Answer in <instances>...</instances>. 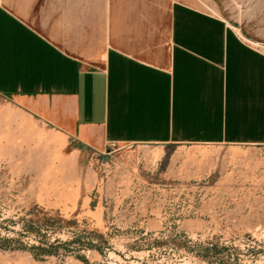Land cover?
Here are the masks:
<instances>
[{"label": "crops", "instance_id": "obj_1", "mask_svg": "<svg viewBox=\"0 0 264 264\" xmlns=\"http://www.w3.org/2000/svg\"><path fill=\"white\" fill-rule=\"evenodd\" d=\"M236 29L176 0H0V96L78 150L264 145V51Z\"/></svg>", "mask_w": 264, "mask_h": 264}, {"label": "rangeland", "instance_id": "obj_2", "mask_svg": "<svg viewBox=\"0 0 264 264\" xmlns=\"http://www.w3.org/2000/svg\"><path fill=\"white\" fill-rule=\"evenodd\" d=\"M176 1L264 51V0ZM77 147L0 96V264H264V145Z\"/></svg>", "mask_w": 264, "mask_h": 264}, {"label": "trees", "instance_id": "obj_3", "mask_svg": "<svg viewBox=\"0 0 264 264\" xmlns=\"http://www.w3.org/2000/svg\"><path fill=\"white\" fill-rule=\"evenodd\" d=\"M21 221L23 222V224H21V232L19 233V235H32L33 237H37V239H40L42 237H44V241H46V239H48V236L47 233H52V232H55V230H57V225L59 222H61L62 220L59 218V217H56V218H52V217H49V218H45L44 221H45V227L46 229H49V231H46V234H42L41 231L39 230L40 226H38V224H36L35 222L31 221V220H26V222H24L25 220L21 219ZM13 239H9V238H3V241H11ZM39 240V241H40ZM42 241V242H44ZM55 242H58L59 240L58 239H55L54 240ZM74 240H70L69 242H73ZM68 242V243H69ZM53 245L49 242H46L45 243V246H42V244L36 246V247H32V248H35L37 250H39L40 252H43V253H48V249L51 248Z\"/></svg>", "mask_w": 264, "mask_h": 264}, {"label": "bare ground", "instance_id": "obj_4", "mask_svg": "<svg viewBox=\"0 0 264 264\" xmlns=\"http://www.w3.org/2000/svg\"><path fill=\"white\" fill-rule=\"evenodd\" d=\"M198 1V0H197ZM208 3V2H207ZM238 29V28H237ZM237 29H236V31H237ZM239 31V30H238ZM243 38H245V37H243ZM248 42L249 43H251V44H254V45H257L258 43H256V42H252V41H249V39H248ZM258 46V45H257Z\"/></svg>", "mask_w": 264, "mask_h": 264}]
</instances>
